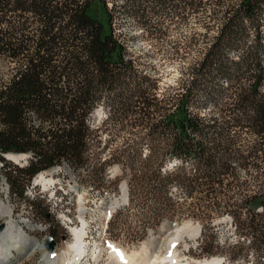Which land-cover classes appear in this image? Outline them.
Masks as SVG:
<instances>
[{
	"label": "trees",
	"instance_id": "obj_1",
	"mask_svg": "<svg viewBox=\"0 0 264 264\" xmlns=\"http://www.w3.org/2000/svg\"><path fill=\"white\" fill-rule=\"evenodd\" d=\"M184 15L203 28L191 36L189 78L178 94H152L115 19L152 39ZM100 105L105 117L93 124ZM9 152L28 154L26 163ZM0 162L20 197L35 175L63 164L103 187L116 163L128 198L106 238L138 243L187 216L201 222L199 255H210L218 246L204 236L229 213L248 243L218 252L264 264V0H0ZM237 167L255 171L254 188L237 181Z\"/></svg>",
	"mask_w": 264,
	"mask_h": 264
},
{
	"label": "rangeland",
	"instance_id": "obj_2",
	"mask_svg": "<svg viewBox=\"0 0 264 264\" xmlns=\"http://www.w3.org/2000/svg\"><path fill=\"white\" fill-rule=\"evenodd\" d=\"M114 25L126 51L136 58L138 73L145 76V85L150 88L152 94L182 92L178 89V81L180 78H189V67L197 54L190 44L191 36L194 31L203 30L197 19L184 15L171 21L167 20L164 22V35L152 39L142 36L141 30L134 26V21L125 16L116 17ZM203 110L209 111L208 108ZM105 114V108L98 106L91 116V122L99 124ZM122 135L125 133L120 132V138ZM104 138L105 133L101 135V144L94 149L95 152L102 148ZM111 146H106L101 156H105ZM26 159L7 160L15 165H23ZM119 173L118 164L110 163L106 167V176L100 182L103 187H100L84 184L67 164L57 165L44 172L47 178H51L50 181L41 183L35 175L26 188L25 197H20L11 192L8 180L0 170V195L11 207L13 217L21 228L36 240L32 244L34 248L20 245L14 247L10 259L2 264H20L23 261L36 264H64L65 261L73 264H197L209 259H217V264H250V261L232 263L223 253L218 252L220 247L223 248L236 240L248 243V237L239 233L229 213L216 216L211 229L204 236L206 241L218 246L214 247L217 252L210 255H199L197 246L203 237L201 222L187 216L177 221L164 220L157 228H149L145 237L138 243H125L124 237H120L116 242L106 238L109 215L126 203L122 197L123 181L117 184L114 182ZM254 174V170L246 171L242 167H237L235 173L237 181L245 182L248 188L255 186L251 181ZM32 200L35 201V206L30 204ZM114 200H117V206L113 209L114 206L109 204ZM48 216H51L50 219ZM5 220L6 217H0V223H5ZM184 224L189 225L188 229L182 238H177L173 245H170L169 240L175 236V230ZM81 225L83 232L81 237L76 239L71 228ZM195 227L198 230L193 233ZM81 239L85 250L76 252L75 244ZM113 246L121 249L122 253L113 251ZM48 252L57 255L63 252L64 263L61 260L46 259L45 254Z\"/></svg>",
	"mask_w": 264,
	"mask_h": 264
},
{
	"label": "bare ground",
	"instance_id": "obj_3",
	"mask_svg": "<svg viewBox=\"0 0 264 264\" xmlns=\"http://www.w3.org/2000/svg\"><path fill=\"white\" fill-rule=\"evenodd\" d=\"M25 158L26 156L24 154H16V153H7V158L12 159L14 161H19L20 158ZM45 171H41L37 174L36 179H38L39 182L47 183L48 181L51 180L50 177H46L44 174ZM123 199L126 198V190L125 187L123 186ZM117 204V200L111 201L110 206L113 207ZM82 211V209H81ZM0 217H6L5 220V225L4 229L0 232V264L7 262L10 259L11 251L14 247L20 245L22 247H35L32 246L36 242L33 238L29 237V235L21 228V226L18 224V222L14 219L12 209L11 207L4 202L2 196L0 195ZM84 225V223H83ZM187 224H184L180 227H178L175 230V236L169 240L170 245H173L175 240L179 237L182 238L183 233L188 229ZM83 230V226L81 227H72L71 231L75 235L76 239L81 237L80 235L82 234L81 232ZM198 230L197 227L193 230V233H196ZM79 241V242H78ZM77 244H75L74 251L76 252H81V250H85L84 247L81 245L82 239L78 240ZM84 244V243H83ZM25 249V248H24ZM73 251V252H74ZM113 251L122 253V250L119 249L118 247L113 246ZM50 253H47L48 259H51V256L49 255ZM66 257V256H65ZM53 260V259H52ZM59 260H65V259H59ZM217 259H209L208 261H199L197 264H217ZM51 264V263H49ZM73 264V263H69ZM170 264H180V263H174L171 262ZM186 264V263H183Z\"/></svg>",
	"mask_w": 264,
	"mask_h": 264
},
{
	"label": "water",
	"instance_id": "obj_4",
	"mask_svg": "<svg viewBox=\"0 0 264 264\" xmlns=\"http://www.w3.org/2000/svg\"><path fill=\"white\" fill-rule=\"evenodd\" d=\"M9 153H13V152H9ZM16 154H24L26 157L28 156V154H26V153H16ZM4 156H5V158H7V153L6 154H4ZM25 157V158H26ZM8 159V158H7ZM20 159H23L22 157L20 158ZM127 200V191H126V198H125V201ZM117 206V204L114 206V208ZM4 223L3 222H1L0 223V232L4 229ZM53 253H50L49 255L51 256ZM62 254H63V252H62ZM62 254H56V256H52V259L54 260V261H57V260H59V259H62V257H63V255ZM47 254H45V258L47 259L48 257L46 256ZM47 261V260H46ZM61 261H63V260H61ZM63 263H64V261H63ZM64 264H69V262L68 261H66V263H64Z\"/></svg>",
	"mask_w": 264,
	"mask_h": 264
}]
</instances>
